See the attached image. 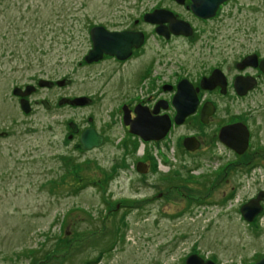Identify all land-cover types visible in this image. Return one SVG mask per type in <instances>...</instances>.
<instances>
[{
    "label": "rangeland",
    "instance_id": "1",
    "mask_svg": "<svg viewBox=\"0 0 264 264\" xmlns=\"http://www.w3.org/2000/svg\"><path fill=\"white\" fill-rule=\"evenodd\" d=\"M231 2L232 14L224 6L217 19L198 23L171 0H0V127L11 130L0 138V264H185L190 252L214 264H250L264 254V213L254 229L238 210L255 190L264 191L257 169L246 178L229 176L237 188L225 209L178 211L172 196L157 197L168 187L159 180L162 167L141 178L128 174L118 123L96 150H73L75 139L64 138L68 120L110 121V63L79 65L90 26L115 28L161 5L198 28L219 30L213 38L201 33V43L175 38L160 48L157 42L158 71L181 75L205 58L218 60L220 51L229 62L252 47L264 52V0ZM147 48L148 54L150 41ZM37 76L69 80L34 93L54 107L38 103L25 116L11 89ZM64 94L89 96L93 103L56 106V96ZM57 152L67 153L64 163Z\"/></svg>",
    "mask_w": 264,
    "mask_h": 264
},
{
    "label": "flooded vegetation",
    "instance_id": "2",
    "mask_svg": "<svg viewBox=\"0 0 264 264\" xmlns=\"http://www.w3.org/2000/svg\"><path fill=\"white\" fill-rule=\"evenodd\" d=\"M171 1L177 7H182L198 23L217 19L224 6L227 7L228 15L232 14L231 9L235 5L231 2L232 0H225L217 5L212 16L203 18L192 12L191 0ZM154 9H165L170 13L147 15ZM154 9L139 12L133 18H129L130 22L115 25V28H106L101 24L93 25L102 27L106 32L129 33L130 36L125 42L128 51L124 56L102 53L94 61H84L85 54L92 47L90 28L93 26L89 27L87 32L89 47L82 55L79 65L99 66L105 61L110 63L111 69L108 76L113 93L112 107L108 113L110 121L97 120L96 117L93 120L90 116L86 118V123L68 120L66 122L68 130L64 138L75 139L73 150L79 152L96 150L109 141L108 135L111 131H116L115 125L118 123L121 135L117 145L124 150V155L130 160L125 166L128 174L132 172L135 177L141 178L162 167L164 172L159 171L162 173L159 180L165 181L168 187L167 191L157 192L158 198L164 194L172 196L174 198L172 202L180 204L178 211H192L196 208L209 211L217 207L225 209L227 200L233 196L237 188L229 182V176L246 178L257 169L261 173V180L264 181V104L261 102L264 100V52L257 47H252L239 52L229 62L224 50L220 51L218 60L205 58L204 61L195 64L191 71L186 69L181 71V75L176 70L164 74L158 71V66L162 65V53L157 48V42L160 48L164 43L175 38H183L192 44L201 43V33L212 34L213 38V34L218 35L220 31L196 27L193 21H188L174 7L159 5ZM172 20L187 22L190 26V34L187 36L174 34L172 30L175 25ZM149 41L153 44V48H150L147 54ZM101 42L102 39H98V43ZM214 48V45L208 43L207 49L211 53ZM236 50H242V47ZM211 56L212 54L208 57ZM215 57L217 58V55ZM165 63L167 67L171 66L169 65L171 62ZM124 66H126L125 70H118ZM118 71L121 72L118 73ZM31 80L32 83L13 86L19 87L21 91L27 85L31 87L30 93L23 96L29 108L27 112H23L20 107L21 97L13 95L18 109L25 116L34 111L38 103L46 109L53 108V102L45 98L36 100L32 95L42 88H57V81L63 80L66 84L69 79L64 77L47 79L37 76ZM42 80L51 81L52 84L41 85ZM179 84L183 92L181 98L178 96L173 102L172 98L177 93ZM72 97L75 95H57L54 104L58 107H80L68 103L58 105L61 98ZM86 97L90 99L88 104L92 105L93 98ZM184 110H190V113L182 117L179 122H175V117L179 118ZM147 120L150 122L149 126ZM164 121L167 127L159 139L144 140L140 135L129 131L131 127L133 130L139 128L144 136L147 135V130L149 134H156L162 130ZM231 124L237 125V137H242L246 132V143L240 153L230 150L218 138L219 129ZM86 128L93 129L96 135L101 137V143L84 150L80 147L79 138ZM26 129L29 130V128ZM9 135L11 130L8 127H0V138H6ZM235 144L241 145L239 138L235 140ZM54 157L64 163L68 155L66 152H57ZM255 182L253 180V183ZM260 191L263 190H255L250 199ZM245 202L246 200L239 204L238 210ZM260 203L262 205L260 213L263 214L264 205L262 201ZM258 216L259 214L248 222L254 229ZM239 217L242 219L240 213ZM190 253L197 254L203 260L209 259L196 252ZM260 257H255L254 261Z\"/></svg>",
    "mask_w": 264,
    "mask_h": 264
},
{
    "label": "water",
    "instance_id": "3",
    "mask_svg": "<svg viewBox=\"0 0 264 264\" xmlns=\"http://www.w3.org/2000/svg\"><path fill=\"white\" fill-rule=\"evenodd\" d=\"M223 1L225 0H191L190 8L192 12L199 17H203V18L210 17L213 15L217 5L222 3ZM161 12H169V11L154 9L152 12H150L147 15L154 16ZM152 21L155 22V20H152ZM174 25H175V28L172 30L174 34H181L184 36H187L190 34V26L188 25L187 22H183L181 20H175ZM94 36H96V38H94ZM129 36H130L129 33H126V32H106L102 27H94V26L91 27L90 28V38L92 40V47L85 54L84 61L86 62L94 61L98 59L102 53L115 55V56H124L125 53H127L128 51V46L126 45L125 42ZM98 39H102V42L98 43ZM51 84H52L51 81L42 80L41 85L49 86ZM56 84L59 86V85H63L64 83H63V80H59L56 82ZM30 91H31V87L29 85L25 86L23 91H21L19 87H13L11 89L12 95L14 96L18 95L21 97L19 100V104L23 112H27L29 109L27 107V101L23 99V96H26L27 94H29ZM182 92L183 91L179 84L178 91L173 96L172 101L174 102V100H176L178 96H180L181 98ZM89 101L90 99L86 96H75L72 98H61L58 101V105H61L63 103H68L69 105H72V106H83V105L88 104ZM188 113H190V110L182 111L180 113L179 118L175 117L174 119L175 122H179L181 118L184 117ZM148 120H147V125L149 126L150 122ZM236 126H237L236 124L234 125L231 124V125H226V126L221 127L218 131V138L221 141V143L224 144L226 147H228L230 150H233L236 153H240L246 143V132L242 135V137H237L238 130ZM166 127H167V123L164 121L162 124V130L158 131V133L156 134H149L148 133L149 131L146 129L147 130L146 136L142 135L139 128H137L136 130H133L130 127L129 131L131 133H136L140 135L144 140L159 139L164 134ZM231 135L233 136L231 137ZM238 138L241 141L240 146H237L235 144V140H237ZM79 141H80L81 149L85 150V149H90L92 147L98 146L101 143V137L99 135H96L93 129L86 128L81 132ZM263 194L264 192L260 191L254 198L249 199L248 201H246L240 206L239 213L244 221L250 222L254 218V216L260 212L261 204L259 203V201H261L264 198ZM184 263L185 264H214L209 259L203 260L200 256H198L195 253H191L190 255H188L185 258ZM250 264H264V256L260 257L258 260Z\"/></svg>",
    "mask_w": 264,
    "mask_h": 264
}]
</instances>
